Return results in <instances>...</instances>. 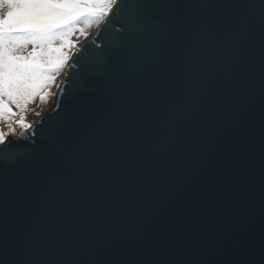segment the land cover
<instances>
[{"label":"snow or ice","instance_id":"obj_1","mask_svg":"<svg viewBox=\"0 0 264 264\" xmlns=\"http://www.w3.org/2000/svg\"><path fill=\"white\" fill-rule=\"evenodd\" d=\"M218 7L0 0V264H28L21 222L56 215L90 223L119 214L112 243L140 242L144 254L172 243L157 225L195 207L201 180L224 172L212 158L222 128L210 123L217 51L257 18L264 32V0L232 5L250 10L240 16L217 17ZM93 25L97 36L81 48L75 34L87 39ZM37 97L39 119L29 122ZM255 255L249 264H264V243Z\"/></svg>","mask_w":264,"mask_h":264},{"label":"water","instance_id":"obj_2","mask_svg":"<svg viewBox=\"0 0 264 264\" xmlns=\"http://www.w3.org/2000/svg\"><path fill=\"white\" fill-rule=\"evenodd\" d=\"M210 2L221 5L211 12L226 18L248 14V9L231 6L251 0ZM98 32L97 28L80 47ZM216 64V107L210 123L221 121L222 128L219 150L212 158L223 160L224 172L201 180L194 189L195 207L157 225L172 243L144 254L148 246L140 242L112 243L121 228L119 214L90 223L56 215L21 222L22 259L28 264H249L258 260L255 253L264 243V32L258 18L242 38L217 51Z\"/></svg>","mask_w":264,"mask_h":264},{"label":"rangeland","instance_id":"obj_3","mask_svg":"<svg viewBox=\"0 0 264 264\" xmlns=\"http://www.w3.org/2000/svg\"><path fill=\"white\" fill-rule=\"evenodd\" d=\"M81 27H84V25H81ZM96 29L97 28L95 27V25H93L90 28H87L86 30L89 32V35H88L87 38H89L91 35H93V33L96 31ZM77 38H78V41H79V46H80V44L82 42H84V40H86L80 34H79V36H74V39H77ZM62 75H63V73L61 74V77H62ZM40 108H41V101H40L39 97H37L35 103L29 105V115H28V121L29 122H34L37 118H39V117H36L34 115H31L32 109L40 110ZM50 108H51V104L50 103L49 104H46V105H43L42 111L45 113ZM17 135L20 136L21 138L25 137V135H22V130L19 127H17Z\"/></svg>","mask_w":264,"mask_h":264},{"label":"trees","instance_id":"obj_4","mask_svg":"<svg viewBox=\"0 0 264 264\" xmlns=\"http://www.w3.org/2000/svg\"><path fill=\"white\" fill-rule=\"evenodd\" d=\"M79 34H80V33L77 32V33L75 34V36H79Z\"/></svg>","mask_w":264,"mask_h":264},{"label":"bare ground","instance_id":"obj_5","mask_svg":"<svg viewBox=\"0 0 264 264\" xmlns=\"http://www.w3.org/2000/svg\"><path fill=\"white\" fill-rule=\"evenodd\" d=\"M81 45V44H80Z\"/></svg>","mask_w":264,"mask_h":264}]
</instances>
